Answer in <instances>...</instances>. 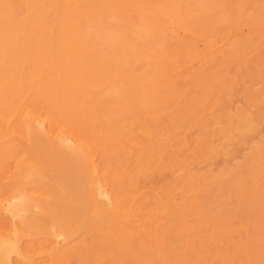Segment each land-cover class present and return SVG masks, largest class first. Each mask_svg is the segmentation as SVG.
Listing matches in <instances>:
<instances>
[{"label":"bare ground","instance_id":"6f19581e","mask_svg":"<svg viewBox=\"0 0 264 264\" xmlns=\"http://www.w3.org/2000/svg\"><path fill=\"white\" fill-rule=\"evenodd\" d=\"M262 126L264 0H0V264H264Z\"/></svg>","mask_w":264,"mask_h":264},{"label":"rangeland","instance_id":"374dc122","mask_svg":"<svg viewBox=\"0 0 264 264\" xmlns=\"http://www.w3.org/2000/svg\"><path fill=\"white\" fill-rule=\"evenodd\" d=\"M256 133V134H255ZM254 133V140H257V139H261L264 138V127L262 126L261 128H259L258 130V133L257 131ZM194 135H193V131L190 132V138H193ZM245 147H249V144H245L244 145ZM244 146H242V150L238 151L237 153H235L228 161H225V159L223 157H221L217 162H215L214 164H212V168L214 170L215 173L219 172L220 170H222V168L224 166H230V165H233V164H236L238 163L239 161H242L243 159V156L249 152V149L248 148H245ZM96 162L98 164L99 167H101V154L99 152L96 153ZM203 169H200V171H202ZM1 184L4 185V182L1 180ZM5 188V186H4ZM6 217L4 216L3 213H0V231H4V229L7 228V224H6V221H5ZM14 262L17 263V261L14 259Z\"/></svg>","mask_w":264,"mask_h":264}]
</instances>
